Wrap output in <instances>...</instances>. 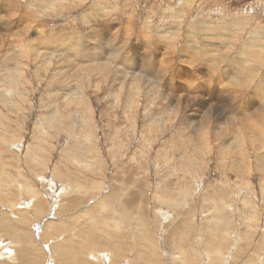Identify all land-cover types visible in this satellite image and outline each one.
I'll return each mask as SVG.
<instances>
[{
  "label": "rangeland",
  "instance_id": "374dc122",
  "mask_svg": "<svg viewBox=\"0 0 264 264\" xmlns=\"http://www.w3.org/2000/svg\"><path fill=\"white\" fill-rule=\"evenodd\" d=\"M259 110L264 0H0V264H264Z\"/></svg>",
  "mask_w": 264,
  "mask_h": 264
},
{
  "label": "bare ground",
  "instance_id": "6f19581e",
  "mask_svg": "<svg viewBox=\"0 0 264 264\" xmlns=\"http://www.w3.org/2000/svg\"><path fill=\"white\" fill-rule=\"evenodd\" d=\"M82 1V0H81ZM6 9H9V8H6ZM10 10V9H9ZM94 11V10H93ZM103 11H105V10H103ZM244 22V21H243ZM17 25H19V24H21L20 23V21H17ZM7 25V24H6ZM9 26V25H8ZM11 26V25H10ZM147 27V26H146ZM11 28V27H10ZM259 32V31H258ZM99 34V36H102L103 35V33H98ZM70 36V35H69ZM75 36V35H74ZM99 36H97L96 38L97 39H99V41L100 42H103L104 40H101V39H103L102 37H100L99 38ZM165 36H167V34H165V35H161L160 37H159V41H161V44L163 45V48L165 47ZM256 36V35H255ZM95 38V39H96ZM67 38H66V36H65V40H66ZM62 40V39H61ZM60 40V41H61ZM65 40H64V42H65ZM167 40V39H166ZM105 41H107V39L105 40ZM195 41V40H194ZM63 42V43H64ZM68 42V41H67ZM167 42H168V40H167ZM55 43V42H54ZM108 43H109V40L107 41V45H108ZM78 44V43H77ZM56 45V44H55ZM73 45V44H72ZM198 45V44H197ZM30 46H32V45H30ZM34 47V46H33ZM32 47V48H33ZM37 47H38V45H37ZM65 48H67L68 50H69V52L71 51V52H75L76 50H74V49H71V45H70V43H69V46H64ZM219 47V46H218ZM98 48V47H97ZM97 48H95L96 50H97ZM45 49V48H44ZM93 49V48H92ZM101 49V48H100ZM118 49H120V47H118V48H116L115 50H117V51H119ZM191 48H189L188 50H190ZM32 50V49H31ZM105 50V49H104ZM115 50L113 51V52H115ZM197 50V49H196ZM195 50V51H196ZM224 52H225V49H222ZM183 52L184 51H186V47H183V50H182ZM36 52H37V50H36ZM66 52V51H65ZM82 52L84 53H86V55H88V54H90L91 52H95V50H91L90 48L89 49H87V48H84V49H82ZM88 52V53H87ZM98 52V51H97ZM99 52H102V50L101 51H99ZM105 52V51H104ZM62 53H63V51H62ZM112 53V52H111ZM196 53V52H195ZM73 54V53H72ZM78 54V53H77ZM127 54H130L129 52L127 53ZM70 55V54H69ZM68 55V56H69ZM109 55V54H108ZM107 55V56H108ZM111 55V54H110ZM124 55V54H123ZM123 55H121L120 57H122ZM219 55H221V54H219ZM219 55H216L217 56V58L215 59L216 60V63H214V60L212 59V61H213V64L215 65V64H217L218 63V61L220 60V59H222V57L221 56H219ZM25 56V55H24ZM206 56V55H205ZM212 56V55H211ZM250 56V55H249ZM256 56V55H255ZM15 57V56H14ZM35 57V56H34ZM38 57H40V56H38ZM53 57V56H52ZM51 57V58H52ZM58 57V56H57ZM56 57V58H57ZM95 57V56H94ZM99 57H100V55H99ZM187 57V56H186ZM191 57V56H190ZM189 57V58H190ZM251 57V56H250ZM89 58V57H88ZM145 57H143V59H144ZM252 58H253V56H252ZM53 59V58H52ZM71 59V58H70ZM94 59V58H93ZM195 59H197L196 57H195ZM194 59V60H195ZM199 59V58H198ZM12 60V59H11ZM56 60V59H55ZM85 60H86V58H85ZM14 61H16V60H14ZM22 61V60H21ZM57 61H59V59L57 60ZM69 61V60H68ZM78 61V60H77ZM91 61V60H90ZM93 61V60H92ZM123 62H124V66L125 67H130V66H133L134 65V63H133V60H132V57H130L129 55L127 56V55H125V57H124V60H122ZM135 61H137V60H135ZM144 61V60H143ZM142 61V62H143ZM149 61V60H148ZM196 61V60H195ZM238 61V60H237ZM236 61V62H237ZM19 62V61H18ZM61 62V61H60ZM66 62V61H65ZM71 62V61H70ZM82 62V61H81ZM86 62V61H85ZM116 62H117V59H116ZM221 62H224L223 60L221 61ZM69 63V62H68ZM91 63V62H90ZM90 63H89V65H90ZM105 63H108V61H106ZM138 63V62H137ZM189 63L191 64V63H195V62H190V60H189ZM208 63V62H207ZM241 63V62H240ZM51 64V63H50ZM63 64H64V62H63ZM66 64V63H65ZM81 64V63H80ZM86 64V66H88L87 65V62L85 63ZM95 64V63H94ZM93 64V65H94ZM118 64V63H117ZM44 65V64H43ZM47 65H49V64H47ZM238 65V64H237ZM15 66V65H14ZM44 66H46V65H44ZM67 66H69V65H67ZM106 67H107V69H109V67H108V65H105ZM190 67H193L192 65H189ZM241 66L242 65H239V67H238V69H240L241 68ZM244 66V65H243ZM242 66V67H243ZM66 67V66H65ZM125 67H123V66H121V68L123 69L122 70V73H124L126 76H127V72H126V69H125ZM145 67V66H144ZM157 68V67H156ZM244 68V67H243ZM15 69V68H14ZM88 69V68H87ZM105 69V68H104ZM132 69V68H131ZM141 69V68H140ZM143 69V68H142ZM146 69V68H145ZM188 69H190V70H192L191 68H187L186 67V69H184L186 72H183V74H188V73H190L191 71H188ZM15 70H17V69H15ZM70 70V69H69ZM121 70V69H120ZM134 70V69H133ZM241 70V69H240ZM233 71V73H234V69H232V68H228L227 69V72H229L231 75H232V72ZM242 71V70H241ZM15 72V71H14ZM75 72V71H74ZM141 72H143V71H141ZM146 72V71H145ZM151 72V71H150ZM144 73V72H143ZM158 73V75L160 76V73L159 72H157ZM148 74V73H147ZM86 75V74H85ZM85 75H83L84 77H85ZM234 75V74H233ZM251 75V74H250ZM82 76V75H81ZM82 76V78H84ZM87 76H89L88 74H87ZM247 76H249V75H247ZM79 77V76H78ZM245 77V72H241L240 74H238V75H236V76H234V79H233V83H237V85H239L242 81H243V79H245L244 78ZM80 79H82L81 77H79ZM132 78V77H131ZM152 78V77H151ZM121 79V80H120ZM127 78H125V76L123 75V76H120V78H119V81H120V83H121V85H123L124 84V82H125V80H126ZM134 79V78H133ZM132 79V80H133ZM154 79V78H153ZM138 80H140V79H137L136 81H138ZM152 80V79H151ZM159 80V79H158ZM143 81V80H142ZM139 82V81H138ZM159 82V81H158ZM133 84V83H132ZM234 85V84H233ZM130 86V85H129ZM132 86V85H131ZM189 86V85H188ZM137 89V88H136ZM145 89V88H144ZM158 89V88H157ZM201 89V88H200ZM149 90V89H148ZM260 90V89H259ZM258 91V90H257ZM256 91V92H257ZM260 92V91H259ZM157 95H158V90H157ZM162 95V94H161ZM209 95V94H208ZM259 95V94H258ZM165 96V99L167 100L168 98L170 99L171 97H169L168 96V98H167V95L165 94V95H163V97ZM182 96V95H181ZM176 97V98H178V99H181L182 97ZM218 96V95H217ZM216 97V96H215ZM175 98V99H176ZM214 98V97H213ZM261 98H262V96H261ZM161 99V98H160ZM182 99H184V98H182ZM188 99H189V97H188ZM162 100H163V98H162ZM190 102H192V101H194L193 99H191V100H189ZM178 103V102H177ZM250 103V102H249ZM207 104V103H206ZM205 104V105H206ZM240 106V105H239ZM206 107H207V109H205V110H203L204 111V113H205V115L203 116V117H201V118H205V119H203V120H207L208 118H209V115H211V114H214L213 116H215L216 114H217V108L215 107V105L214 104H207L206 105ZM222 107H225V105H222ZM234 107V106H233ZM243 107V106H242ZM225 108H227V106L225 107ZM240 108V107H239ZM199 109V108H198ZM237 109V108H236ZM236 109H234V110H236ZM243 109V108H242ZM241 109V110H242ZM194 110H195V108H194ZM255 110V109H254ZM199 111V110H198ZM233 111V110H232ZM176 112H178V111H176ZM249 112V111H248ZM261 112L262 113H264L262 110H259V111H255L254 113H253V116H255L253 119H256V118H259L261 115ZM245 113V112H244ZM237 115L238 114H243V112L241 111V113H236ZM196 115H198V114H196ZM260 115V116H259ZM212 116V117H213ZM236 116V115H235ZM239 116V115H238ZM248 116H250V115H248ZM248 116H246L245 118L247 119V117ZM211 117V118H212ZM224 117V116H223ZM222 117V118H223ZM263 116H261V118H262ZM197 118V117H196ZM230 118V117H229ZM239 119V121L242 123V127H244V120H242V118L240 117V118H238ZM249 119V118H248ZM197 120H199L198 118H197ZM202 120V119H201ZM202 120V121H203ZM257 120V119H256ZM228 123H230V121H232L231 119H228V120H226L225 119V124L222 126V129H227V122ZM255 122V121H254ZM196 123V122H195ZM198 123V122H197ZM200 123V122H199ZM206 126V125H205ZM241 127V128H242ZM190 128V127H189ZM204 128V127H203ZM192 129V128H191ZM205 129V128H204ZM208 129V128H207ZM243 129V128H242ZM247 130V129H246ZM189 131V130H188ZM203 131V130H202ZM201 131V132H202ZM227 131V130H226ZM258 132V131H257ZM198 134V133H197ZM237 134V133H236ZM235 135V134H234ZM254 136V135H253ZM258 140V139H257ZM229 147H233V146H229ZM238 148V147H237ZM233 150H235L234 148H233ZM238 150V149H237ZM242 151H243V149H241ZM240 153V152H239ZM243 159V158H242ZM235 163V162H234ZM234 165V164H233ZM240 165V164H239ZM242 165V164H241ZM240 165V166H241ZM245 166V165H244ZM234 168V167H233ZM263 168H264V166H263ZM239 169V168H238ZM241 170V169H240ZM205 197V196H204ZM185 221V220H184ZM183 221V222H184ZM176 230V229H175ZM175 233V232H174ZM195 233V232H194ZM172 234V233H171ZM174 237L176 238L177 236H175L174 235ZM207 238V237H206ZM168 245V244H167ZM261 251H262V249H261ZM66 261V260H65Z\"/></svg>",
  "mask_w": 264,
  "mask_h": 264
}]
</instances>
